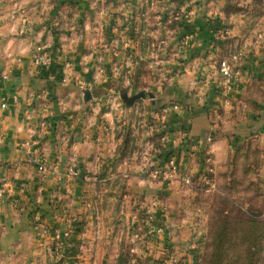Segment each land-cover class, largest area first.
I'll return each instance as SVG.
<instances>
[{
	"label": "crops",
	"instance_id": "1",
	"mask_svg": "<svg viewBox=\"0 0 264 264\" xmlns=\"http://www.w3.org/2000/svg\"><path fill=\"white\" fill-rule=\"evenodd\" d=\"M226 1L0 0V264L112 263L121 247V241H112L115 218L135 222L128 242L132 262L193 264L191 249L208 240L210 213L203 199L211 189L219 194L218 184L232 180V185L247 186L245 191L252 188L253 198L264 202V56L255 47L247 51L233 85L226 112L229 136L209 111L219 101L216 61L226 46L232 51L246 38L239 34L241 17L232 14V44L221 39L213 44L208 21L226 19ZM174 7L191 13L196 50L207 55L199 59L201 81H195L196 58L189 59L193 53L188 48L185 72L168 81L153 101L124 105L117 80H126L131 58L145 53L131 32L108 45L99 28L125 24L128 16L127 21L148 29L160 21V11ZM36 43L50 51L48 67L32 65ZM114 67L120 70L113 76L116 82ZM82 89L90 91L88 101ZM166 103L181 107L165 114L160 108ZM165 121L177 138L176 146L168 144V154L190 170L189 187L178 179L155 181L132 174L141 169L144 154L153 160L165 153L157 137ZM209 130L216 136L206 140ZM31 136L30 154L42 156L43 171L28 160L29 150L17 147ZM131 143L136 149L130 156L126 148ZM206 166L214 175L210 188L201 192L196 186ZM67 167L78 168L81 177L68 176ZM130 168L126 178L115 176ZM90 171L105 174L102 184L126 185L124 193L119 191L125 207L116 216L100 205L91 185L101 182L89 177ZM223 172L231 177L223 178ZM146 211L151 214L147 223ZM39 224L50 234L42 236Z\"/></svg>",
	"mask_w": 264,
	"mask_h": 264
},
{
	"label": "rangeland",
	"instance_id": "2",
	"mask_svg": "<svg viewBox=\"0 0 264 264\" xmlns=\"http://www.w3.org/2000/svg\"><path fill=\"white\" fill-rule=\"evenodd\" d=\"M145 1L151 3V0ZM174 2H176L175 5L179 4L178 0H174ZM226 3V6L223 8V15L226 16V19H221L219 22L217 19L211 18L208 21V27L214 36L212 39L213 44H216L219 39H221L224 43L226 42L225 44L227 45H229V43L232 44L231 37L229 36L231 35L230 30L233 25H231L228 19V17L232 14L241 17L242 22L238 24L239 34L245 36L246 38H244L242 43L232 51H230L226 46L221 54L223 57L219 59L220 61L218 63L216 61L217 59H214L216 61V64H214L217 68V71L215 72H217L219 76V87L217 89L219 92L217 96L219 101L217 102L218 104L214 103V106H212L209 111L211 115H217V123L222 127H226L224 133H228L229 136L230 124L228 125V123L230 119L226 112L231 106V92L233 89L230 92L224 91L221 83V76L219 74V63L222 60H227L232 66L240 69L241 63L245 59L247 51L252 47H255L262 57L264 56V51L255 43L258 31L264 30V0H227ZM189 14L191 13L184 10L181 11L177 7H174L168 11H166V9L162 12L160 11V21L157 24L147 26L148 29L144 25H136L127 21L126 19H131V17L128 16L123 17V21H126L125 24H106L99 28V32L102 33L104 37L103 43L108 45H115L112 43V40L119 39L120 42L124 35L131 32V35L138 39L137 44L142 46L145 53V55L141 58H131L132 65L130 64L131 66L126 68H130L129 70H131V72H127L128 74L126 80L113 77L115 75L119 76L120 74L118 67L113 68L112 77L115 79V82L116 79H118V84L116 83V85L119 86V89L118 87L116 88L119 93V99L124 105L132 106L138 101L144 99L147 100L149 98L153 101L154 97L159 95V92L168 81L172 80L174 77L181 76L185 72L184 66L186 57L184 56V50L188 48H191L193 53L189 59L196 58V63L198 65H193L195 67V81H201L200 68H198L199 59L200 57L204 59L207 55L206 53L201 55L196 50V48H198L200 51L199 40L195 37V31L197 32V30L193 28V25H191L190 22L185 21L184 18L186 15L189 17ZM112 28H115V33L113 32L114 34L111 32ZM83 29L87 31V27L84 26ZM114 42L116 43V41ZM102 47L103 46H101V48ZM241 47L245 48L242 60H233L231 55L238 51ZM186 61L189 62L188 59ZM120 90H122L128 97L139 92H144L145 97L134 100L132 104H127L121 99L120 94L122 91ZM160 111L162 112V108H160ZM142 118L143 116H141L139 120H142ZM226 118L227 120L224 121ZM215 123V119L212 118L211 125H215ZM128 124L125 126L126 132L131 129ZM167 124L168 122L166 123V121L162 123V125H165L166 128L163 127L157 135L161 143L158 144V148L165 150L163 151L165 153L159 152L160 154H156V157L154 156V158H152L153 160L149 158V154H144L145 159L143 160V164L140 165L141 169L135 168L133 170L130 168L124 172H117L115 176L126 178L133 170L132 174L138 176L142 175L148 180L166 181L152 178L150 172L154 167H160L164 160L169 156L167 150L168 144L170 143L169 146L171 147L177 145V138L172 134L175 128L170 129ZM163 131L168 132L170 137L174 139V142L161 141L160 135ZM129 133L131 132L129 131ZM209 134L210 136L206 137V140L216 136V132H214V130L211 132L209 130L208 135ZM132 140L133 139L130 138V142ZM135 149L136 146L134 143H131L130 146L126 148L130 156ZM176 161L180 170L174 175L173 179H178L182 185L189 187L190 185H186L181 181L183 170L185 168L177 158ZM68 168L69 167H67L65 171L66 173ZM75 169L79 172L77 177H81L82 171L78 168ZM87 175H89V177H97L94 181L101 182V184H97L95 186L91 185V189L92 191L95 189L94 194L95 191L98 193L97 198L100 201V205L107 207V210L110 213L112 212V216H116L118 214V210L125 207L124 203H121L124 199H122V194L119 196V191L124 193L126 185L114 183L102 184L104 179H101L100 176H105V174L98 171H90ZM213 175L211 167L206 166L205 171L200 175L201 180L200 184L196 186L197 190L205 192L206 188H210ZM222 176L223 178L226 176H229V178L231 177L230 172H223ZM98 177H100V179H98ZM190 178L192 181L191 173ZM195 178L196 180L198 179L197 177ZM235 178L237 179V176H235ZM228 183L230 184L220 182L217 186L219 187V194H212L214 193V190L211 189L210 192L212 193L203 199V203H206L207 211L210 213L208 240L204 246H197L191 249L193 264H264V202L262 203V201L260 202L253 198L251 193H253L254 190H252V188L245 191V188H247L245 185H232V180ZM116 187H121V189L115 192L114 189ZM103 188H109V190L102 193ZM247 193L249 194L248 197ZM94 194L92 195L93 201L96 199ZM148 220H151V214L146 211L145 222L147 223ZM114 221L116 226L118 224L119 226L118 228L115 226L116 230L115 235L112 236V241H117L118 243L121 241V247L115 261L109 264H136L131 261L134 254L131 253V249L128 247V242L131 241L135 235L131 232L136 226L135 222L133 223L126 219L121 221L119 218H115ZM126 229L130 231L129 234Z\"/></svg>",
	"mask_w": 264,
	"mask_h": 264
},
{
	"label": "built area",
	"instance_id": "3",
	"mask_svg": "<svg viewBox=\"0 0 264 264\" xmlns=\"http://www.w3.org/2000/svg\"><path fill=\"white\" fill-rule=\"evenodd\" d=\"M185 21L189 22V17L186 15ZM255 43L261 47V49L264 51V30L258 31ZM245 53V48L241 47L238 51H236L234 54L231 55L233 60L235 61H241ZM31 62L32 65L35 66H41V67H48L52 62V55L50 51L41 43H36L34 45L33 53L31 56ZM219 74L221 76V83L223 85L224 91L230 92L233 89V85L240 75V69L238 67L232 66L229 61L222 60L219 63ZM2 107H5V104L1 105ZM162 112L167 114L171 111H175L180 108L179 104L171 103V104H164L162 107ZM30 111L32 109H29ZM29 112V111H28ZM36 136L38 134H35ZM161 141H170L174 142V139H172L168 132L163 131L160 135ZM34 141L33 137H29L25 140H22L18 143L17 147L19 149H22L24 152L28 151L27 157L28 160L34 164L37 165L38 170L43 171L45 169V165L42 159V156L40 154H30V147L31 143ZM161 163V162H160ZM159 164V163H157ZM180 167L177 164L176 157L172 154L169 155L161 164L160 167H154L153 170L150 172L152 178L160 179V180H166L169 181L173 179L174 175L179 172ZM70 177H77L79 175V172L74 167H69L66 173ZM181 181L186 184L190 185L192 183L190 178L189 169L185 168L183 170V176ZM40 234L42 236H47L50 234V231L47 227L40 225ZM60 235L57 233L55 235V239H59ZM50 251L52 250V247L48 248Z\"/></svg>",
	"mask_w": 264,
	"mask_h": 264
},
{
	"label": "water",
	"instance_id": "4",
	"mask_svg": "<svg viewBox=\"0 0 264 264\" xmlns=\"http://www.w3.org/2000/svg\"><path fill=\"white\" fill-rule=\"evenodd\" d=\"M82 94H83V98L84 100L88 101L91 98V93L88 89H82ZM122 91V90H120ZM121 99L123 100V102H126L127 104H132L134 100L138 99V98H143L145 97V93L144 92H139L137 94H134L130 97H128L125 93L120 94ZM204 138H206V136H204Z\"/></svg>",
	"mask_w": 264,
	"mask_h": 264
}]
</instances>
